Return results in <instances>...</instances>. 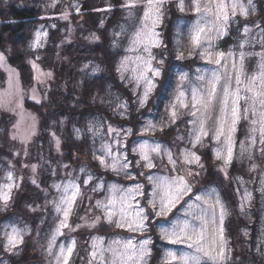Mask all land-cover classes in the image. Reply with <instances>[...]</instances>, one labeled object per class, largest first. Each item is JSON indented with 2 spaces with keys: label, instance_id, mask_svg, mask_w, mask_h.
Segmentation results:
<instances>
[{
  "label": "snow or ice",
  "instance_id": "1",
  "mask_svg": "<svg viewBox=\"0 0 264 264\" xmlns=\"http://www.w3.org/2000/svg\"><path fill=\"white\" fill-rule=\"evenodd\" d=\"M59 2L51 0L47 7L54 8ZM173 7L178 15L174 13L175 19L169 21V47L159 29ZM68 8L84 14L79 0ZM114 8L127 21L119 25V31L111 33V48H123L125 53L115 62L114 70L120 81H127L126 89L132 85L134 97L125 100L118 95L114 106L113 101H108L114 116L128 122L130 105L139 113L152 102L153 93L169 78L170 59L182 62L180 67L188 70L174 74L177 83L160 119L141 124L138 132L135 123L128 127L121 123L117 127L109 119L100 118L90 120L86 131L74 128L76 140L82 135L85 143L92 139L91 162L84 163L78 155L73 156L77 168L66 171L62 182L53 181L48 188H41L37 178L39 165L22 164L31 169V184L45 194L44 208L50 207L55 213L43 243H36L40 244L47 264H76L77 259L81 264H237L226 234L225 221L231 211L214 180L200 182L196 178L208 170L204 163L207 152L200 150L210 147L217 173L236 185L241 215H248L254 191H259L264 200V7L258 16L255 0H108L104 7L92 11L112 13ZM69 16L65 9L59 18L67 21ZM233 24L237 25L236 44L221 50L219 41L230 35ZM104 27L105 21L101 19L99 28ZM48 39L49 33L42 24L28 43L31 53L44 49ZM85 39L97 43L101 37L91 32ZM12 55V49L0 51V68L8 72L9 84V90L0 95V106L4 105V96L21 92L20 73L8 65ZM40 60L37 54L26 62L38 85L53 78L52 71L41 69ZM197 60L204 67H196L193 72L192 65ZM88 68L89 64H84L82 71ZM101 71L99 65L91 68L92 74ZM32 91L31 98L37 104L47 98L46 94L35 95V87ZM91 99L93 103L98 99L100 104L105 103L96 95ZM178 122L190 125L187 138L177 134L172 138L174 147L161 143ZM242 127H246L245 136L238 139ZM33 135L35 124L31 130L11 137L19 138L25 145V156L29 155L26 146ZM137 135L141 141L132 142L130 138ZM51 136L56 152L61 153V139L55 132ZM97 140L99 148L95 146ZM18 156V152L13 153L14 158ZM245 158L248 173L258 177V189L246 187L255 180L233 177L230 172L237 160ZM62 167L69 169L67 164ZM14 169L13 160H8L6 167L0 165V172L4 173L0 177V213L16 203V193L23 185L24 178L16 176ZM51 175L57 176V170L52 169ZM113 176L119 179L113 181ZM87 192L103 195L92 203L94 198L87 196ZM50 194L52 199H47ZM85 199L89 201L87 206ZM26 207L33 213L40 210V205ZM180 209L183 212L177 215ZM85 230L88 239L81 255L77 236ZM30 231L27 224H4L0 227V251L20 256ZM41 231L38 227V236ZM105 235L111 238L106 240ZM243 235H249L246 229ZM158 242L183 245L187 251L168 247L161 250ZM262 246L264 240L256 245L260 256H264ZM0 264L8 262L0 260Z\"/></svg>",
  "mask_w": 264,
  "mask_h": 264
},
{
  "label": "rangeland",
  "instance_id": "2",
  "mask_svg": "<svg viewBox=\"0 0 264 264\" xmlns=\"http://www.w3.org/2000/svg\"><path fill=\"white\" fill-rule=\"evenodd\" d=\"M255 3L257 5V15L259 16L260 13V9L262 7H264V0H255ZM74 9V8H73ZM61 9H59L60 11ZM58 11V12H59ZM64 11V9H62L60 12L62 13ZM175 8H171V10H169L165 16V20H164V25L159 29V31L162 32V34L164 35V40L166 44H169V47H171L170 44V40H171V32H170V26H169V21L175 19V15H178V13H175ZM74 14H76V20L73 22L74 24H78V26L80 27L79 29H77V31H79L78 33L80 34V32L82 34L85 35V37H87L89 35V33L94 32L93 28H94V23L98 20L97 22V26H96V34L99 35L101 37L100 41L97 42L96 44H99L100 42H103L104 39H107L108 43H109V48H111V41H112V35L111 33L113 31H119V25L120 24H126L127 21L124 18V15L118 10L115 9L113 10L112 13H100V12H88L83 14L82 16L80 14H77L75 12L74 9ZM94 16V17H93ZM50 18L48 17L46 20V23H43L44 28L48 31L51 30L49 28V26H51V22H50ZM104 19L105 21V27L103 29L99 28V24H100V20ZM62 23H68L70 26L67 27L66 32H65V39H64V44H69L71 42L74 41V39H76L77 35L74 34L75 32V26L74 24L71 22V20H62ZM110 21V23H108ZM237 25L233 24L231 25V32L230 35L225 36L226 42L224 43L225 47H221V50H227L229 47H233L236 44V37H237V33L235 32ZM39 28V26H38ZM71 30V31H69ZM86 30V31H84ZM102 30H105L106 34V38L103 37L102 34H100V32ZM64 33V31H62ZM34 33V32H33ZM169 33V34H168ZM75 36V37H74ZM223 37V38H225ZM33 38V34L31 36V39ZM222 38V39H223ZM221 39V40H222ZM220 40V41H221ZM219 41V42H220ZM75 42V41H74ZM124 44H126L127 42L124 41ZM59 47L61 49V45L59 44ZM28 50H30L27 47ZM255 50H259V48H256ZM115 55L117 56V60L120 58V56L124 55L125 53L123 52V48L119 49V50H114ZM118 52H120V54H118ZM35 54V53H34ZM54 58H57L56 60H58L59 56L61 55V52L59 53H52ZM129 55H133L131 53H129ZM41 59H43L44 57L47 58L48 54H44V57L42 54H40ZM28 60V59H27ZM25 61V66H30L28 65ZM116 60V61H117ZM182 62L180 61H176L174 59H170L169 60V64L171 65L170 69H169V78L164 81L163 86L159 87L157 89L156 92L153 93L152 95V102L150 104H148L146 106L145 109H142L139 113L135 111V106L134 105H130V110L128 113V122H122L121 118L118 115H113L109 106H108V101H113V106L115 103V97L116 96H121L122 99H128V96L131 97L132 99H134V97H132L131 95V88L132 85H128L127 89L124 87L125 84H127V81H120L117 74V79H118V87L115 88L116 91H114V93H111L110 90H106V92L103 94V96H101L104 100L105 103L102 105L99 102V99L97 102L93 103V101H91V104H85V101L83 99V97H80L76 99V101L74 102H78L80 100H83L81 103H78L80 106L75 108V122L73 124L70 123L69 120H61L58 118V116L61 115V113L54 114L52 113L50 116L51 120H58L57 121V125H58V129L55 128L54 125V121H52L50 123V128L48 129V139L45 138V141L42 142V144L40 145L39 142L37 141L38 139V133L40 131L39 127H40V122H39V117H38V111L36 113V110L34 109L36 107L37 104L31 97L33 96V91L32 89L35 87L36 88V93L35 95L39 96V97H44L47 91L45 89L50 88V86L52 85V81L53 78L49 81H47L46 83L42 84V85H38L34 80H32V74H33V70L32 73H30L28 75V77L24 78L25 81L22 80L21 76H20V82H21V92L19 94H16L13 91V94L10 96H4V105L0 106V117H2L1 115H8L12 117V120L6 123L5 128L2 129L3 125L0 126V145L5 144L7 146L9 145H13V153L18 152L19 153V157H20V161L21 164L23 163H27V164H36V159L39 160V167H38V173H41L42 175H44L47 171L48 167H51L52 169H56L57 170V176H52L51 175V170H49L48 176H44V178L49 180V184H52L53 181L56 182H62L65 178H66V171H71L73 168H77V162L72 158L75 155H78L80 157V161L84 162V163H90L91 162V145H92V139L89 138L87 140V142L85 143L84 141V136H81L80 140H76L74 134H73V129L74 128H80L82 130L86 131V127L87 124L90 120H93V118H100V119H109L110 122L114 125L119 127L121 123H123L124 127H128L130 126L131 123H135L136 124V130L137 132L139 131V127L141 124L146 123L148 120H156L158 121L161 117V114L164 113L165 110V105L168 103V101L171 99V94L173 92V90L175 89L176 86V78L175 75L176 73H179L180 71H187L188 69L185 68H181L180 64ZM9 67L11 68H15L12 64H10L8 62ZM91 63H89V68L91 69ZM31 67V66H30ZM41 69L44 71H51L50 69L45 70L44 67H42L40 65ZM196 67H204V64L202 61L197 60L193 65V72L195 70ZM16 69V68H15ZM32 69V68H31ZM81 69V68H80ZM18 71V69H16ZM91 72L88 73V78L91 77L90 75ZM95 76L99 75V72L94 74ZM54 77V74H53ZM9 90V84H8V72L4 69V68H0V95H3L4 93H6V91ZM80 94L84 95V91H78ZM82 95V96H83ZM111 97L110 100H108V98ZM43 102L46 101V99H42ZM98 107V108H97ZM107 110H106V109ZM150 109V111H149ZM106 110L107 113L104 111ZM35 118V119H33ZM61 121H63V123H60ZM78 122H80V124L78 125ZM35 124V135H33L31 137V140L28 142L27 144V151L29 153L28 156L24 155V148L25 145L23 143H21V141L19 140V138L17 140H13L11 137L13 134H17L18 136L20 134H23L26 130H31V126ZM16 126V127H14ZM188 127H190V125H186L185 123H180L178 122L177 125L172 126L171 131L169 132L168 136L164 137L160 142L161 143H167L168 146L170 147H174L172 145V138L175 137L177 134L185 136V138H187V129ZM106 130V125H105V129ZM69 131V136L66 135V132ZM55 132L56 136H58L61 141H62V145H61V153H57L55 150V146H54V141L52 140V136L51 133ZM245 132H246V127H242L238 133V139H244L245 136ZM40 134V133H39ZM157 135H159V133H157ZM145 139H148V137L146 136ZM130 140L132 142H140L141 141V137L139 135L135 136V137H131ZM149 143H152L151 139H148ZM180 143V142H178ZM205 143L207 144L208 141L206 140ZM96 148H99L100 146V141L97 140L96 144H95ZM181 147L183 146V144L180 145ZM237 155L239 154V150L237 147ZM201 153L207 152V156L204 159V163H205V167L206 169H208L206 172H204L202 174L201 177H197L196 180L203 182L204 180H214L215 181V186L217 187L218 191L220 192L222 198L224 199L225 203H229L230 205H234V209H236L237 211V216L239 217H245V215H241L239 212V208H238V197L236 196V185L231 183L228 180L224 179L223 174L217 173L216 168L213 167V163H212V156H211V149L210 147L207 149H201L200 150ZM9 159V157L5 158V161L7 162ZM55 161V164L52 163V161ZM259 161V157L257 155V162ZM237 164H235V166L233 168L230 169V172L232 174L233 177L235 176H242L244 178V180L246 181H250V180H255L256 183H248L246 185V187H248L249 190L255 189L256 184H258V177L256 174H250L248 173L247 169H248V161L245 158L243 161L237 160L236 161ZM67 164L69 165V169L65 170L62 165ZM22 170L19 171L20 169H17L16 171H19V174L17 175L16 172V176L20 177L22 176L23 178L27 179L30 182V177H32V172L30 167H22ZM159 171V170H157ZM4 174V173H3ZM135 175V173H133ZM159 174H167L164 172H160ZM110 175V174H109ZM3 175H0V177H2ZM41 178V175L39 176ZM204 178V180H203ZM117 177H112L113 181H116ZM123 182V181H121ZM31 183V182H30ZM146 183V181H145ZM228 185L232 186V191L230 194V197H228L226 194H224L226 191L228 190ZM49 186V185H48ZM199 186V185H198ZM259 188V187H258ZM222 190V191H221ZM54 191V190H52ZM242 191V189H241ZM254 194V192H253ZM87 196H92L94 199L92 201V203H94L95 199L101 198V195L103 194H95V193H91V192H87L86 193ZM254 199H253V203L259 202L260 206H258V209H256V211L253 212V214L255 216L251 215V220H252V224L257 228V229H253L255 232H257L259 234V237L254 236L255 239L257 240V244L260 243L262 240H264V236L261 235L262 232H264V200H262L260 195H253ZM225 197H227V200H225ZM40 198L42 200V203L39 204L40 205V210H38L37 212L33 213L30 212L28 210V208L26 206H24L23 208L18 209V211L14 210H10V208L8 209V211L0 213L2 215H0V227H2L4 224L7 223H11V222H16L18 223V225L20 227H23L24 224H27L31 231L30 233L25 237V242H26V248L28 250H31V252L26 253V257H22L20 259H18V263L19 264H47V261L44 257V254L42 252V249L40 247V244H37L36 242L39 240L41 243H43V236L45 233H47L49 231V229L53 226V219L55 216V213H53L51 211V208L49 207L48 209L44 208V204H45V194L44 192H42L40 194ZM47 199H52V195H48ZM257 199L259 201H257ZM232 202V204H231ZM252 203V204H253ZM89 204V201L87 199L84 200V205L87 206ZM14 206V205H13ZM256 206V205H255ZM27 208V209H26ZM179 208V206H178ZM183 212V209H180L177 212V215H181ZM257 213L259 215V217H257ZM80 214L82 215L83 212L80 211ZM5 217H7L8 219H4ZM43 221V222H42ZM40 228L42 231L40 232V235H37V228ZM249 233V235L247 236L249 238L250 236V230L246 229ZM243 231L244 229L241 228V235H243ZM252 232V230H251ZM96 234V233H94ZM100 234H104V233H100ZM257 234V235H258ZM123 235L125 236H133L134 234L131 233H124ZM111 237L108 235H105V239H110ZM59 239V238H58ZM80 248H81V255H83V249L84 247H86L85 245V241L88 239L87 236V231L85 230L84 233H82L81 235L77 236ZM256 244V245H257ZM157 247L160 248L161 250L165 247L168 248H178L184 251H187L186 247L183 245H178V246H173V245H166L163 242H158ZM232 248V247H231ZM233 252H234V248ZM262 250H264V246H262ZM27 251V250H26ZM256 248L255 251L253 250V255L254 257L252 258L251 255V262L248 264H264V256H260V255H256ZM8 254H6L7 256ZM10 256V255H8ZM13 258L19 257V256H11ZM0 260L3 261H7L5 259L4 256L0 257ZM76 264H81V261L79 259H77Z\"/></svg>",
  "mask_w": 264,
  "mask_h": 264
},
{
  "label": "trees",
  "instance_id": "3",
  "mask_svg": "<svg viewBox=\"0 0 264 264\" xmlns=\"http://www.w3.org/2000/svg\"><path fill=\"white\" fill-rule=\"evenodd\" d=\"M74 2L75 0H60L56 7L49 8L47 5L51 3V0H0V51L12 49L14 53L8 62L18 69L22 80L25 81L24 78L32 73L31 67L25 66V61L34 58L37 54H42L43 57L44 54H48L47 58L44 57L38 61V63L44 67L45 70L50 69L54 74L52 85L50 88L45 89L47 91L45 93L47 96L46 101H42L34 108L36 113L37 111L39 113L37 114L40 122V134L38 133L37 141L40 145L45 141V138L48 139V129H51L50 123L52 121H54L55 128L58 129V120H51L50 118L52 113H61V115L58 116L59 119L69 120L70 123L73 124L75 122V108L79 107L80 105L78 103L83 101L80 100L74 102L77 97H83L85 104H91V98L93 95L101 97L106 90H110L111 93H114V91H116L115 88L118 87V79L114 70L115 62L117 60V56L115 55L116 52H114L112 48H109L107 39H104L103 42H100L99 44L89 43L85 39L84 34L81 32L80 34L78 33L79 31H77L76 28L79 29L80 27L77 23H73L76 20V14H74L73 8H68V6ZM106 2H108V0H79L80 5L82 6L81 11L84 14L95 12L92 11V9L102 8L105 6ZM111 2L117 3V0H111ZM59 9H68L70 12L69 19L74 24V34L77 35L76 39H74L75 42L73 41L69 44H64L65 32L70 25L68 23H62L59 18L61 14V10L59 11ZM115 9L118 8H114L113 10ZM48 17H51V25L55 24L56 27L49 26L51 30H49V39L45 48L38 50L35 54L31 53V50L27 49L31 36L38 26L40 27V25L47 22L46 19ZM97 22L98 20L94 23L93 28L95 33L97 32ZM108 23H110V21ZM62 31H64V33ZM104 33L105 30L100 32V34L106 38V34ZM226 39L227 38L225 37L219 42V48L225 47L224 43L226 42ZM59 44L61 45V49L58 47ZM59 52H61L62 56H59L58 60H56L57 58H54L52 53ZM118 54H120V52H118ZM89 63H91V67L99 65L102 69V71L99 72V75L95 76L90 73L91 77L88 78V73L91 72V69L82 71L83 65ZM77 90L84 91V95L77 92ZM110 99L111 97L108 98V100ZM106 110L104 111L107 113ZM1 116L0 126L3 125V129L8 126L6 123L8 120L11 121L12 117L8 115ZM79 124L80 122H78V125ZM66 135H70L69 131L66 132ZM5 144L1 143L0 145V165L6 167L7 162L5 161V158L9 157V159L13 160V163H15L14 172L18 175L19 171L22 170L20 157L18 156L14 158L12 151L14 146H7ZM35 161L36 164H40L38 159ZM52 163L55 164V161L53 160ZM235 164H237V162H235ZM17 169L20 170L16 171ZM49 170H51V167L47 168L44 175L39 173L37 177L41 182V188H48V185H50L48 183L49 180L44 178V176L46 177L50 174ZM0 175H3V172H0ZM40 175L41 178L39 177ZM258 187V184H256L255 189H258ZM225 191L224 194L230 197V194H232V186L228 185V190ZM41 193L42 191L36 189L27 179L24 178L22 188L15 196L16 203L10 208V210L15 209V211H18V209L23 208L28 204H33V206L41 204ZM253 195H260V193L259 191H254ZM225 200L228 201L227 197H225ZM257 201L259 200L257 199ZM227 205L231 211V215L225 221L229 246L234 248V259L238 258L237 264H248L254 257L253 250L255 251L257 244V240L254 236L259 237V234L253 230L257 228L252 224L251 215L255 216L253 212L258 209L260 204L259 202L253 203L248 209V215L239 218L236 209H234V205H230L229 203H227ZM257 217H259L258 213ZM241 228L244 230H250L249 238L241 235ZM31 250L32 248L28 250L25 247V250L21 255L16 258L8 255L6 256L5 253L0 251V257L4 256L8 264H19L18 259L26 257V253L31 252ZM256 255L257 253H255V256Z\"/></svg>",
  "mask_w": 264,
  "mask_h": 264
}]
</instances>
